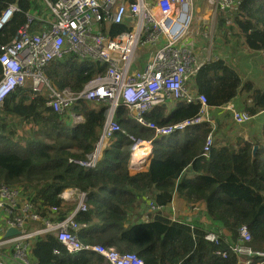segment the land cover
I'll list each match as a JSON object with an SVG mask.
<instances>
[{"label":"trees","instance_id":"1","mask_svg":"<svg viewBox=\"0 0 264 264\" xmlns=\"http://www.w3.org/2000/svg\"><path fill=\"white\" fill-rule=\"evenodd\" d=\"M14 2L19 10L0 30V44L15 37L26 23L28 11L43 7L40 0H0V14ZM129 29L125 23L112 24L109 33ZM216 33L225 45V56L202 63L191 77L190 89L204 95L210 107L234 101L237 111L249 117L263 113L264 84L242 78L236 64L245 50L251 52L248 56L262 53L264 76V0H239L234 11L218 12ZM104 69L99 62L79 61L68 55L50 61L44 72L57 88L79 91ZM44 99V95L33 96L27 88L18 87L0 104V185L17 188L20 199L30 202L38 216L53 222L72 213L76 204L61 197L71 188L85 195L86 210L74 215V221L81 225L76 231L80 241L111 247L119 253H135L144 264H240L229 251L224 256L215 252L228 250L242 225L251 235L250 246L264 250V116L257 130H247V135L237 134L231 121L220 126L227 130H213L208 121H202L187 127L182 136L174 132L153 137L152 130L135 124L127 109L119 106L114 116L122 131L114 133L97 164L85 168L68 159H85L92 151L105 122L107 105L77 100L64 115L46 107ZM174 102L171 109L156 104L145 113V119L168 125L198 115V102ZM70 112L81 116V121H68ZM209 132L213 143L203 156L201 150ZM130 135L152 139L146 171L129 172ZM254 144L258 147L252 157ZM174 194L188 206L202 202L204 209L191 220H173L163 210L147 211L148 202L165 207ZM203 218L209 227L199 222ZM43 226L40 220H28L25 228ZM218 229L228 234L210 240L207 235ZM28 253L38 264L107 263L93 250L67 253L49 232L35 235Z\"/></svg>","mask_w":264,"mask_h":264},{"label":"built area","instance_id":"2","mask_svg":"<svg viewBox=\"0 0 264 264\" xmlns=\"http://www.w3.org/2000/svg\"><path fill=\"white\" fill-rule=\"evenodd\" d=\"M44 2L52 14L49 27L31 30L29 24L34 16L28 15L26 24L17 31L15 37L0 44V104L18 87L27 88L33 96L44 95V105L56 112H63L77 100L107 104L105 122L92 151L85 159L69 158V163L85 168L97 164L114 133L122 131L114 118L119 106L127 109L132 120L151 129L154 137L168 136L208 120L205 96L194 93L189 87L191 77L201 65L197 62L192 42L184 40L193 18V0H156L153 5L147 0ZM210 2L215 14L218 7L221 10H234L239 0ZM152 7L157 9L156 14L152 12ZM16 11L17 4L11 3L1 12L0 30ZM106 22L109 25L125 23L130 29L115 35L104 34L100 24ZM139 43L150 46L159 43V46L147 52L142 64L137 63L133 68L132 58ZM66 53L104 64L105 69L86 82L79 91L67 87L57 88L46 76L44 68L50 61ZM177 100L198 102V115L168 125H158L145 119V113L156 104ZM231 111L235 123L241 124L250 118L234 109ZM130 138L131 157L140 143H145L142 147L152 145L151 139L144 140L131 135ZM212 143L213 136L209 132L202 146L203 156L208 154ZM83 194L72 213L63 220L52 222L34 213L32 204L20 199L17 188L0 185L2 233L8 228L19 230L18 234L0 239V264H38L29 257L28 248L31 239L42 232L53 233L69 254L89 249L103 255L107 264H144L135 253H119L111 247L87 245L80 241L76 231L81 225L74 221V215L86 210ZM148 205L154 212L163 208L151 201ZM191 209L198 210L199 205L192 204ZM28 220H40L44 226L27 229ZM220 236V232L207 235L214 241ZM224 240L227 241L226 238ZM250 241L251 235L247 227L242 225L237 228V238L229 244V249L216 251V254L224 256L229 251L240 264H264V250L253 249ZM54 252L58 253L57 250Z\"/></svg>","mask_w":264,"mask_h":264},{"label":"crops","instance_id":"3","mask_svg":"<svg viewBox=\"0 0 264 264\" xmlns=\"http://www.w3.org/2000/svg\"><path fill=\"white\" fill-rule=\"evenodd\" d=\"M147 1L153 5L156 0H147ZM14 3H16V2H14ZM40 3L43 6L41 10L28 11L26 13V22H27L28 15L34 16V20L29 24L30 29L34 30V31H39L43 28L49 27V22L52 20V14H51L49 8L46 6L44 0H40ZM215 6L218 7L217 5H215ZM17 7H18V5H17ZM212 9H213V5L211 4L210 0H195V3L192 2V16H193V18H192V25L188 31V35H190L191 37L193 36L195 38V40H193V41H194V43H197V48H198V45L200 46V49H198L197 52L200 51L199 56H203V58L206 56L210 57V53L213 51V46L218 47L215 50L217 52L223 51L226 49L225 45H223L221 38L219 37L218 33H216V15L218 12L225 11V10H221L218 7L216 9L215 14H214L212 12ZM18 10H19V7H18ZM234 10H232V11H234ZM152 12L156 14L157 9L155 7H152ZM37 23H39L38 27H34ZM32 26H33V28H32ZM109 27H110V25L107 22L100 24V29L104 34H110V33H107L109 30ZM215 36H217V38H218L217 40H214ZM216 42H217V45H216ZM68 55L75 56L74 54L66 53V54H63L61 57L56 58V59H61V58L68 56ZM257 55L255 54L252 56H257ZM197 56H198V54H197ZM76 58L79 61H87V60L79 59L78 57H76ZM242 58H250V57H243L242 55H239L237 57L238 63H240L242 61ZM199 63H202V61ZM254 64L258 65L259 62L254 63ZM238 71H239V68H238ZM239 74L241 75L242 78L245 79L246 76L244 77V72L242 74L241 73H239ZM257 74H259L261 77L260 82H262L264 84V76L261 74L259 67H257ZM246 78L249 79L248 77H246ZM261 79H262V81H261ZM233 102H229L228 104H226L224 106H220V107L208 106V109H207V119L208 120L207 121L211 124L213 130H215L216 128H218V130H220V126L222 127L223 125H225L227 123V121H232L233 116H232L231 109H234L236 111L238 110L233 105ZM174 103H175L174 101H168V102L160 103V104H164L166 107L171 109L173 107ZM230 106H232V108H230ZM67 109H68V107L63 112H57V113L66 115ZM73 115H75V117L72 118L71 116H73ZM77 115L78 114H76V113L70 112V114L68 116V121H70L72 124L80 122L81 120H79V121L75 120V118H79V116H77ZM262 116H264V112L257 115V116L250 117V119H248L246 121V123H244L240 128H244L246 131L247 130L248 131L257 130L259 125H261V123H262ZM114 118H115V116H114ZM80 119H82V117ZM216 121L219 122V126H217L218 124ZM133 122L137 125H140L139 123L135 122L134 120H133ZM177 132H182V131H177ZM151 156H152V152H150L147 156H144L142 158L137 157L134 159V157H131V153H130V158H129V172H130V174H135L137 172L146 171L148 166H149ZM185 172L189 173L190 172L189 168H187L185 170ZM82 193L83 192H79L75 189L68 188L61 193V197L64 200H66L67 202H74L76 204L75 205V207H76L77 204L82 199ZM75 196L77 197L76 200L74 199ZM83 196L85 197L84 194H83ZM194 204L199 205L198 210H192L191 209L192 205L188 206V204L182 198L178 197L177 194H174L171 202L169 204H167L165 207H163L161 209V211L163 210L164 213L166 212V214L170 213V215H168V216H169V218H171L173 220H182L185 218H186V220H191V219L197 218L199 216L200 212L204 209V204L202 202H195ZM146 205H148V204H146ZM146 208H147V211L150 213H153L155 211V210H150L149 205L146 206ZM1 215H2V212L0 211V228H2L1 227V225H2L1 224ZM146 217L147 216H144L143 218L145 219ZM176 217H178V219H176ZM199 222H202L207 227H209V223H208L206 218L205 219L203 218V220L199 221ZM6 230H5V232H6ZM1 232H2V230L0 229V233ZM218 232H220L221 234L223 233L225 235L228 234L225 229H218L217 233ZM209 234H213V233L211 232ZM224 238H226V237H224ZM226 240L228 241L227 238H226ZM29 244H30V242H29Z\"/></svg>","mask_w":264,"mask_h":264},{"label":"rangeland","instance_id":"4","mask_svg":"<svg viewBox=\"0 0 264 264\" xmlns=\"http://www.w3.org/2000/svg\"><path fill=\"white\" fill-rule=\"evenodd\" d=\"M39 2V1H38ZM193 3H195V0H193ZM195 6V5H194ZM127 20V19H126ZM126 23H128V21H126ZM191 25H192V22L190 23V26H189V29H190V27H191ZM189 31V30H188ZM220 37V36H219ZM186 42H188V41H191L192 42V44H193V46H194V49L196 50V53L198 54V56H197V62H201L202 61V63H204V62H206V61H208L209 59H213L215 56H225V54H224V51H215L214 50V46H213V51L210 53V57H208V56H206V57H204L203 58V56H199V53H200V51H198L197 52V50L198 49H200V46L198 45V48H197V43H194V41L193 40H195V38L192 36H190V35H186V37H185V39H184ZM159 46V43H157V44H154V45H149V44H142V43H139L138 45H137V48L135 49V51H134V55H133V58H132V67L134 68L136 65H137V63H138V65H140V64H142V61L145 59V57L147 56V52H149V51H151V50H154L156 47H158ZM149 47H150V49H149ZM215 51V52H214ZM248 53H251V52H249V51H247V50H245V51H243V53H242V56L243 57H250V58H242V61L240 62V63H238V61H237V66H238V68H239V73H243L244 72V77L246 76V77H248L249 79H251V80H254V81H257V82H259L260 81V75L259 74H257V67H259V69H260V72H261V74H262V70H261V68H262V55H261V57H260V54H262V53H257V54H259V55H257V56H252L251 54L248 56L247 54ZM204 55V54H203ZM252 56V57H251ZM207 59V60H206ZM259 62V64L258 65H255L254 63H258ZM202 63H200V64H202ZM97 75V74H96ZM95 75V76H96ZM245 77V78H246ZM258 77V78H257ZM261 81H262V79H261ZM230 108H232V106H230ZM72 117V116H71ZM73 118V117H72ZM75 120H77V121H79V120H81L80 118H75ZM232 126H234V127H236L237 129L236 130H238L237 131V134H240V135H247V131L244 129V128H240L243 124H238V123H235L234 122V120H233V118H232V121H231V123H230ZM220 130H227V128H225V129H220ZM182 134L183 133H181V132H179V134H178V136H182ZM254 145H256V144H254ZM253 145V146H254ZM253 146H252V149H253ZM251 149V150H252ZM129 157H130V155H129ZM133 157V156H132ZM74 199L76 200L77 199V197L75 196L74 197ZM79 204V203H78ZM77 204V205H78ZM166 214V213H165ZM169 215H170V213H169ZM147 218H148V216H147ZM176 219H178V217H176ZM1 230H2V228H0ZM19 231V230H18ZM4 233L5 232H1L0 233V239L1 238H4V237H9V236H4ZM1 251V250H0Z\"/></svg>","mask_w":264,"mask_h":264},{"label":"water","instance_id":"5","mask_svg":"<svg viewBox=\"0 0 264 264\" xmlns=\"http://www.w3.org/2000/svg\"><path fill=\"white\" fill-rule=\"evenodd\" d=\"M257 147H258L257 145L253 146V149L251 150V156L252 157H254V154H255ZM151 150H152V147H149V148L145 149V152H147L149 154L151 152ZM17 233H19L18 229L8 228L6 230V232L4 233V236H10V235L17 234Z\"/></svg>","mask_w":264,"mask_h":264},{"label":"bare ground","instance_id":"6","mask_svg":"<svg viewBox=\"0 0 264 264\" xmlns=\"http://www.w3.org/2000/svg\"><path fill=\"white\" fill-rule=\"evenodd\" d=\"M92 61V60H91ZM75 117V116H74ZM79 118H81V116H79ZM145 145V143H140L139 145H137V147H136V151L133 153V157H134V159L135 158H142V157H144V156H147V155H142L143 154V152H145L144 150L145 149H147V148H149V147H142V146H144ZM144 160V159H143Z\"/></svg>","mask_w":264,"mask_h":264},{"label":"clouds","instance_id":"7","mask_svg":"<svg viewBox=\"0 0 264 264\" xmlns=\"http://www.w3.org/2000/svg\"><path fill=\"white\" fill-rule=\"evenodd\" d=\"M103 103V102H102ZM105 104V103H104ZM107 105V104H106ZM154 137V136H153ZM152 140V139H151ZM150 147H152V145L150 146ZM131 153V152H130ZM147 155H148V153H146Z\"/></svg>","mask_w":264,"mask_h":264}]
</instances>
